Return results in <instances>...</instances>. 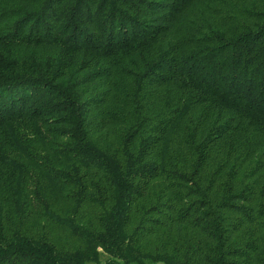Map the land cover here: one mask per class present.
Listing matches in <instances>:
<instances>
[{
  "label": "trees",
  "instance_id": "1",
  "mask_svg": "<svg viewBox=\"0 0 264 264\" xmlns=\"http://www.w3.org/2000/svg\"><path fill=\"white\" fill-rule=\"evenodd\" d=\"M0 264H264V0H0Z\"/></svg>",
  "mask_w": 264,
  "mask_h": 264
}]
</instances>
